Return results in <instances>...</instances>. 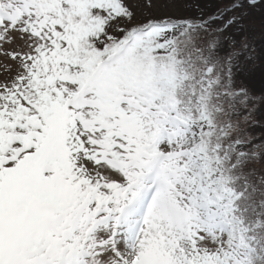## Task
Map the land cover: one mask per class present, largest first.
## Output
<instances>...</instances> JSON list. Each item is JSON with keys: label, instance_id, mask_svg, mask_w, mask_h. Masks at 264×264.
Instances as JSON below:
<instances>
[{"label": "snow or ice", "instance_id": "1", "mask_svg": "<svg viewBox=\"0 0 264 264\" xmlns=\"http://www.w3.org/2000/svg\"><path fill=\"white\" fill-rule=\"evenodd\" d=\"M0 264H264V0H0Z\"/></svg>", "mask_w": 264, "mask_h": 264}]
</instances>
